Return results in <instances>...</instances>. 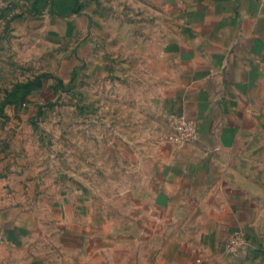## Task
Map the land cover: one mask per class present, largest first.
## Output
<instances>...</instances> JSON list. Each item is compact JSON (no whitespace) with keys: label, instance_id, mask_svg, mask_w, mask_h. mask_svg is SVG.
Returning a JSON list of instances; mask_svg holds the SVG:
<instances>
[{"label":"rangeland","instance_id":"374dc122","mask_svg":"<svg viewBox=\"0 0 264 264\" xmlns=\"http://www.w3.org/2000/svg\"><path fill=\"white\" fill-rule=\"evenodd\" d=\"M160 3L0 0V244L44 245L71 210L129 225L138 166L168 141L143 57Z\"/></svg>","mask_w":264,"mask_h":264},{"label":"crops","instance_id":"0c3cea01","mask_svg":"<svg viewBox=\"0 0 264 264\" xmlns=\"http://www.w3.org/2000/svg\"><path fill=\"white\" fill-rule=\"evenodd\" d=\"M160 1L167 29L146 71L166 135L178 114L196 137L139 164L128 226L71 210L44 245L2 242L0 264H264V0ZM233 228L249 243L225 254Z\"/></svg>","mask_w":264,"mask_h":264},{"label":"built area","instance_id":"2783aa9c","mask_svg":"<svg viewBox=\"0 0 264 264\" xmlns=\"http://www.w3.org/2000/svg\"><path fill=\"white\" fill-rule=\"evenodd\" d=\"M170 121L172 130L167 134L169 142L182 144L194 140L197 135V128L193 119L184 115L171 114ZM248 237L242 228H233L223 243L225 254H236L247 246Z\"/></svg>","mask_w":264,"mask_h":264}]
</instances>
